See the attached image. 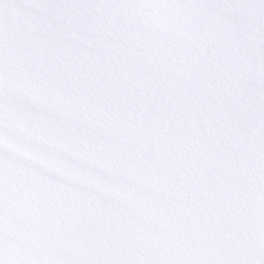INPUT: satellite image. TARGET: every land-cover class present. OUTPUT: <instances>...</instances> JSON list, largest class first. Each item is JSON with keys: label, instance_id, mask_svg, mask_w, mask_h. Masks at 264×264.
Here are the masks:
<instances>
[{"label": "snow or ice", "instance_id": "obj_1", "mask_svg": "<svg viewBox=\"0 0 264 264\" xmlns=\"http://www.w3.org/2000/svg\"><path fill=\"white\" fill-rule=\"evenodd\" d=\"M0 264H264V0H0Z\"/></svg>", "mask_w": 264, "mask_h": 264}]
</instances>
